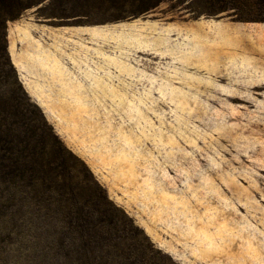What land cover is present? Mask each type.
I'll return each mask as SVG.
<instances>
[{
  "label": "rangeland",
  "instance_id": "rangeland-1",
  "mask_svg": "<svg viewBox=\"0 0 264 264\" xmlns=\"http://www.w3.org/2000/svg\"><path fill=\"white\" fill-rule=\"evenodd\" d=\"M3 1L0 264H264V0Z\"/></svg>",
  "mask_w": 264,
  "mask_h": 264
},
{
  "label": "trees",
  "instance_id": "trees-1",
  "mask_svg": "<svg viewBox=\"0 0 264 264\" xmlns=\"http://www.w3.org/2000/svg\"><path fill=\"white\" fill-rule=\"evenodd\" d=\"M1 1H3V0H1ZM20 1H22V0H20ZM160 1H162V0H147L145 3H143V6L141 8V11H146L147 9L152 8L153 7V2H156L157 3V2H160ZM229 1H231V0H229ZM229 1H228V7H227V9H230L229 6H232L233 5V4H229ZM8 5L10 6V3H8ZM23 5H21V6H23ZM219 10L224 11L225 10V7H220Z\"/></svg>",
  "mask_w": 264,
  "mask_h": 264
}]
</instances>
